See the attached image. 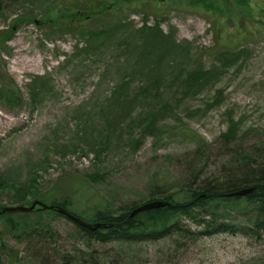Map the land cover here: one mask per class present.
<instances>
[{
	"label": "rangeland",
	"instance_id": "1",
	"mask_svg": "<svg viewBox=\"0 0 264 264\" xmlns=\"http://www.w3.org/2000/svg\"><path fill=\"white\" fill-rule=\"evenodd\" d=\"M110 1L119 10L106 26L126 18L137 28L146 19L150 25L161 22L164 33L172 35L174 48L152 73L160 83L148 91L143 88L153 65L147 60L145 67L136 66L140 43L123 42V31L106 39L101 32L89 45L87 37L43 23L46 7L58 0H0V174L7 183L36 182L47 199L82 184L90 190L88 202L118 206L194 181L190 163L197 149L206 156L198 182L234 171L241 152L264 161V35L225 45L217 42L209 17L188 0ZM158 1L163 9L154 12L150 5ZM223 25L232 27L231 19ZM85 27L95 31L102 25ZM200 64L215 69L206 85L180 87L184 74ZM123 82V99L114 102L111 96ZM153 105L166 107L148 126ZM228 131L234 133L229 140ZM32 176L37 180L30 182ZM10 188L0 184L3 207L19 204ZM84 210L89 219L98 214ZM2 215L0 229L10 251L0 264H8L12 250L22 264L40 259L71 264L64 255L95 264H264V232L205 237L178 232L159 240L100 242L78 234L68 218L55 216L46 220L53 237L19 240L5 228Z\"/></svg>",
	"mask_w": 264,
	"mask_h": 264
},
{
	"label": "trees",
	"instance_id": "2",
	"mask_svg": "<svg viewBox=\"0 0 264 264\" xmlns=\"http://www.w3.org/2000/svg\"><path fill=\"white\" fill-rule=\"evenodd\" d=\"M179 1L183 2V0ZM262 1L264 0H188L187 4L203 11L209 17L216 31L217 42L225 45H241L264 35V4L261 5L260 3ZM114 4L115 2L110 0H58L56 4L46 7L42 20L43 23L46 22L54 29L73 31L75 34L87 37L89 45L97 41L101 32L102 38L106 39L117 31H123V42L130 39L140 43L137 46L136 66L145 67L144 62L147 60L153 65L149 69V83L143 88V91H148L149 86H156L160 83L161 78L152 73L161 68L167 54H170L171 49L174 48L172 35L164 33L161 22L157 21L150 25L146 19L144 24L137 28L133 23H127L126 18L106 26L107 19L118 14L119 9ZM150 9L154 12L161 11L163 9L162 2L158 1L150 5ZM226 17L232 21V27L229 29L223 25ZM28 19L32 20L33 18ZM91 22L101 24L102 27L91 31L85 27ZM12 31L13 26L6 31V38ZM182 50L187 52V46ZM179 64L177 67L180 66ZM214 71V68L207 69L200 64L196 69H191L184 74L179 86L185 90L202 87L206 85V80L212 77ZM124 87L125 82L114 92L111 100L114 102L122 100ZM2 90L3 88H0V93H3ZM165 107L166 105L157 110L153 105L149 108L146 117L150 118L151 123H148V126L154 124L155 119L163 114L162 110ZM233 136V132L228 131L225 134L227 140ZM205 157L203 151L199 149L192 157L191 161L193 162L190 164H192L191 170H195L194 181L189 180L190 182L188 181L183 187L169 192L158 188L142 201L124 203L118 206L104 204L102 201L88 202L90 190L82 184L75 185L70 194L61 193L59 196L54 193L53 197L47 199L36 182L12 186L0 174V184L11 187L10 190H13L18 199L16 203L31 205L34 199L42 200L49 204H59L68 212L90 223L109 224L107 227L89 229L82 227L67 215L56 210L38 208L32 212L22 213L21 218H17L15 214L10 216L12 215L10 213H1L2 216H7L5 228L19 240H30L35 237L48 239L53 237L55 230L46 221L47 218L63 216L74 222L78 234L100 242L159 240L178 232L198 237L239 231L246 235L249 233L260 236L264 232V161L260 162L253 158L250 153L241 152L236 155L238 166L234 171L213 177L214 179L198 182L199 173L202 174L203 172L199 163ZM36 180L35 176L29 179L30 182ZM246 188H253V190L240 197L231 195ZM155 200L167 202V204L132 214L138 206ZM79 206H83L86 210L97 211L96 218H87L85 210L80 209ZM2 207L0 205V209ZM239 219L245 222H240ZM185 220L195 223L200 229L193 231L190 227H186ZM9 251L10 248L0 229V260ZM63 258L65 262L71 264L82 260L78 257L72 260L67 255H64ZM40 261L43 264H52L47 259H40ZM81 262L95 264L86 263L84 260ZM26 263L31 264V261ZM8 264H22L18 251L12 250Z\"/></svg>",
	"mask_w": 264,
	"mask_h": 264
},
{
	"label": "water",
	"instance_id": "3",
	"mask_svg": "<svg viewBox=\"0 0 264 264\" xmlns=\"http://www.w3.org/2000/svg\"><path fill=\"white\" fill-rule=\"evenodd\" d=\"M253 190V188H246V189H242L239 191H236L234 193H232V196H244L247 195L248 193H250ZM167 202H163V201H150V202H146L140 206H138L133 212L132 214H136L138 212H142L145 210H149V209H153V208H159L162 207L164 205H166ZM37 207H39L40 209H51V210H56L62 214L67 215V217H69L70 219H72L73 221L77 222L79 225H81L82 227L85 228H89V229H97L99 227H107L109 224H105V223H101V222H95V223H90L84 219H81L80 217H77L75 215H73L72 213L68 212L64 207H62L61 205L58 204H48L45 203L41 200H34L31 205H23V204H18V205H10V206H4L0 212L1 213H17V212H32L34 211ZM35 264H42V263H35Z\"/></svg>",
	"mask_w": 264,
	"mask_h": 264
}]
</instances>
